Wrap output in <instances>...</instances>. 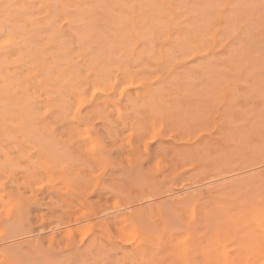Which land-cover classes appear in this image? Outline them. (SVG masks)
<instances>
[{"label": "rangeland", "instance_id": "1", "mask_svg": "<svg viewBox=\"0 0 264 264\" xmlns=\"http://www.w3.org/2000/svg\"><path fill=\"white\" fill-rule=\"evenodd\" d=\"M0 55V264H264V185L211 179L264 174V0H0Z\"/></svg>", "mask_w": 264, "mask_h": 264}, {"label": "bare ground", "instance_id": "2", "mask_svg": "<svg viewBox=\"0 0 264 264\" xmlns=\"http://www.w3.org/2000/svg\"><path fill=\"white\" fill-rule=\"evenodd\" d=\"M15 39H17V37L15 35H13V37L11 35L9 36V42L15 41ZM42 61H43V59H42ZM54 61H56V63L58 64L57 69H59L60 60L54 59ZM106 71H108V70H106ZM13 73L14 72L11 70V64L8 62H5L4 59L0 55V130L1 131L3 128H5V126L27 125L30 123V120H31L30 110H32V106H33V104H32L33 100L32 99L33 98H31V94L29 93V91L26 88H23V83H20L18 80H16V78H14ZM206 79H209V78H206ZM216 80H218V79L216 78ZM62 82H63V80H62ZM206 93H208V91H206ZM13 95H15L17 97V99L13 100L12 99ZM259 105H260V107L264 108V102L262 104H259ZM189 108H193V107H188V109ZM197 108H201V107H197ZM17 114L20 117H18ZM16 117L19 118L20 120L17 119ZM36 121L37 120H35V122ZM254 133H256L258 135L259 139H261V138L264 139V122L259 123L258 127L256 129H253V130H251V128L242 129L241 134H243V135L240 136L239 134L236 133L235 136L233 137V141L236 145L241 144L242 140H245V138H246L247 142H249L248 141L249 134H254ZM243 137H245V138H243ZM261 142L262 141H260V143ZM248 144H250V143H246V146H248ZM256 161H257V159H256ZM262 163H261V167H264V161H262ZM240 173H242V172L234 170L231 172H224L222 174H219L217 177L216 176L214 177L215 179L212 177L211 178V179H213L212 181L218 182L217 187H219V188H215V190L216 189H228V190L233 191V192L235 191L236 194H241L244 191H250V190H254V189L259 190V191L263 190V188H261V189H259V188H260V186L264 185V174L261 177L260 181H255V182H250V183H236V182H234L235 180L237 181V178H234V177H236ZM239 176H241V175H239ZM258 177H260V176H258ZM192 189H190V190H192ZM246 206H248V208H246ZM236 211H238V215L243 216L244 213L247 211H251V212L252 211H261V209L257 205H255L253 202L244 200L241 202V207L236 208ZM230 216H231V212L227 213L225 215V218H229ZM262 217H263V212H259L254 216V218L256 220H259ZM251 224H252V222H251ZM257 249L258 248L254 243L248 241L247 243L240 242L238 251H239V253H243V252H248V251L250 252L252 250L257 251Z\"/></svg>", "mask_w": 264, "mask_h": 264}]
</instances>
